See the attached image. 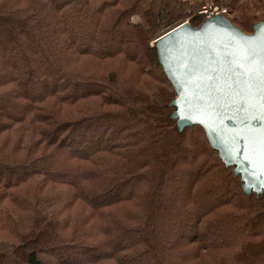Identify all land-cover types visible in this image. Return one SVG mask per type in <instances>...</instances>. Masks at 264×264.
<instances>
[{
	"label": "trees",
	"instance_id": "16d2710c",
	"mask_svg": "<svg viewBox=\"0 0 264 264\" xmlns=\"http://www.w3.org/2000/svg\"><path fill=\"white\" fill-rule=\"evenodd\" d=\"M217 3L246 34L264 22ZM186 16L177 0H0V264H264V194L178 125L151 45Z\"/></svg>",
	"mask_w": 264,
	"mask_h": 264
},
{
	"label": "water",
	"instance_id": "95a60500",
	"mask_svg": "<svg viewBox=\"0 0 264 264\" xmlns=\"http://www.w3.org/2000/svg\"><path fill=\"white\" fill-rule=\"evenodd\" d=\"M181 24L154 41L176 91L174 117L181 128L202 126L244 190L264 194V22L251 34L224 17Z\"/></svg>",
	"mask_w": 264,
	"mask_h": 264
},
{
	"label": "rangeland",
	"instance_id": "374dc122",
	"mask_svg": "<svg viewBox=\"0 0 264 264\" xmlns=\"http://www.w3.org/2000/svg\"><path fill=\"white\" fill-rule=\"evenodd\" d=\"M205 1L203 2V4L205 3ZM238 3L241 7V9H240L241 14L240 15H245L246 17H249L250 19L253 18L254 20H256V19L259 21L264 20V0H238ZM225 8H227V7H225ZM228 11H229V19L228 20L231 21V20L239 18L238 13H236V12L231 13L229 9H228ZM240 19H241V17H240ZM132 22L134 24H138L140 22V20L137 17H133ZM180 22H181V20L176 22L175 24H173L171 27L175 26L176 24H179ZM191 26H193V25H191ZM167 29H165V30H167ZM151 45H153V42ZM13 251H14L13 246L0 241V252L1 253L12 255Z\"/></svg>",
	"mask_w": 264,
	"mask_h": 264
},
{
	"label": "built area",
	"instance_id": "2783aa9c",
	"mask_svg": "<svg viewBox=\"0 0 264 264\" xmlns=\"http://www.w3.org/2000/svg\"><path fill=\"white\" fill-rule=\"evenodd\" d=\"M213 17L229 19V11L227 8L219 5L217 0H206L200 9L189 15L186 19L181 20L180 23H182L181 25H191V21L194 19H200L203 22Z\"/></svg>",
	"mask_w": 264,
	"mask_h": 264
},
{
	"label": "crops",
	"instance_id": "0c3cea01",
	"mask_svg": "<svg viewBox=\"0 0 264 264\" xmlns=\"http://www.w3.org/2000/svg\"><path fill=\"white\" fill-rule=\"evenodd\" d=\"M179 3L184 4L186 17H189L192 13L196 12L202 7L205 0H177Z\"/></svg>",
	"mask_w": 264,
	"mask_h": 264
}]
</instances>
